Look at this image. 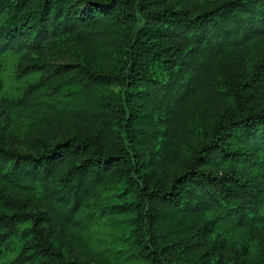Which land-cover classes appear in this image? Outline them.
I'll list each match as a JSON object with an SVG mask.
<instances>
[{"label": "trees", "instance_id": "obj_1", "mask_svg": "<svg viewBox=\"0 0 264 264\" xmlns=\"http://www.w3.org/2000/svg\"><path fill=\"white\" fill-rule=\"evenodd\" d=\"M252 47L264 0H0V56L22 54L23 75L46 76L45 52L73 66L0 108V177L48 192L27 213L0 189V255L31 220L34 264H83L50 234L87 230L110 181L125 198L105 213L128 239L114 264H264V54L237 59ZM54 109L82 132L17 152L3 129L18 111L46 129Z\"/></svg>", "mask_w": 264, "mask_h": 264}, {"label": "rangeland", "instance_id": "obj_2", "mask_svg": "<svg viewBox=\"0 0 264 264\" xmlns=\"http://www.w3.org/2000/svg\"><path fill=\"white\" fill-rule=\"evenodd\" d=\"M194 1L200 6H204L221 0ZM260 54H264V48L252 47L244 56L238 54L237 59L241 57L246 68L250 70L258 62ZM42 56L46 60V76L56 73L58 68H61L60 71L63 70L68 76L70 74L69 70L73 69L68 56L66 57L57 52H45ZM22 64V54L10 52L0 56V108H7L8 103H12L19 98L29 88L30 84L45 80L46 76L44 77L41 72L33 75H23ZM55 104L59 107L62 106L60 101L55 102ZM14 108L22 107L18 105ZM47 109L49 108H46V112ZM54 110L60 113L62 118L59 115L54 119L58 122H54L51 119V125L46 129H40V127L35 125L41 118L40 111L35 113L18 111L19 114L15 122L12 121V125L14 124L12 131H10L8 126L3 129L4 132L15 135L11 142L12 147L17 152L27 153L34 150L40 138H49L50 142L53 143L82 132V126L80 127L79 123L66 117L65 112ZM55 112L54 115L57 116ZM5 123L7 122L4 119L3 124ZM0 189L11 197L23 200L26 205L24 210L27 213H37L48 196L47 189L41 184L35 186L16 185L11 180L10 175L9 177H0ZM121 190L120 184L104 181L84 212V214H87L90 211V213L95 214L88 229L80 233L73 231L69 234L58 230L50 234V240L56 246L61 247L67 256L75 258L83 264H114L112 260L113 254L118 249H122L124 244L128 242L121 224L126 220L123 219L122 213L119 215L120 218L115 221L105 212L109 211L113 206H117L125 198ZM101 214H105V217H101ZM32 226L33 221H26L20 227L18 234L12 237L8 244L2 245L0 264H34L31 255L28 252H25L26 255L23 253L26 245L34 239V234L31 231Z\"/></svg>", "mask_w": 264, "mask_h": 264}]
</instances>
